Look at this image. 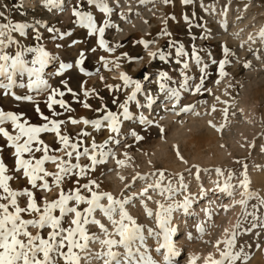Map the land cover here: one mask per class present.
<instances>
[{
    "label": "rangeland",
    "instance_id": "obj_1",
    "mask_svg": "<svg viewBox=\"0 0 264 264\" xmlns=\"http://www.w3.org/2000/svg\"><path fill=\"white\" fill-rule=\"evenodd\" d=\"M76 2L77 0H63V11L60 9L49 11L44 7V0H0V12L3 13V16H0V24L9 21L26 23L29 28L26 29L25 35L21 37L19 33L12 34L20 45L37 43L38 32L42 37L39 43L60 61L73 62L78 58L79 51L85 52L87 56L85 66L93 73L91 76H84L78 70H69L63 76H56L54 73L58 69L57 60L51 61L45 69L47 74L45 78L49 80L50 86L61 88L65 92L63 99L74 109L69 113L54 105L56 111L63 113L59 119L66 120L69 115L77 119L96 118L102 113H95L93 109L101 105H107L109 110L117 111L118 105L113 104L112 100L116 98L119 102H123L126 93L132 90L129 87L115 91L106 87L108 84L122 86L120 68L134 79L142 81L145 91L138 94L140 105H136L135 102L129 105L134 118L122 125V135L118 137L120 143L117 145L113 142L107 146L114 152V157L110 156L105 164L98 165L94 172L81 178L80 182L86 183L88 179H96L101 185L100 190L110 191L115 196H119L121 192L128 196L135 193L133 202L127 207L137 222L147 229L155 228L156 225L154 218L147 217L139 193L158 178L159 171L164 172L163 184L166 185L171 181L173 187H179L178 181L182 174L183 182L188 186L187 191L178 193L173 200L181 201L189 194L196 199L187 213L183 211L174 213L173 224L177 228L174 240L181 253L175 258V264H189L190 257H198L195 264H205L210 254L213 259H219L224 245L221 243L218 248L216 243L226 238L225 229L231 233L241 217L242 206L235 201L242 199L240 193L243 189L237 187L231 197L218 191L213 194L216 188L214 182L219 181L223 185L231 172L234 175L229 182L238 185L239 180L243 178L241 173L246 164L251 181L250 189L258 194L248 201L247 211L252 212L253 205H258L259 198L264 197V151H262L264 148V40L258 35L260 30L264 29V0H195L192 5L187 6L181 0H173L170 4H164L163 0H145L144 3H141V0H108L113 8L110 17H105L94 6L86 5L83 10L93 13L98 21V27L101 26L100 22L103 19L111 20L113 27L106 29L104 35L108 46L115 49L111 52L99 48L98 34L89 36L87 29L75 24L71 8ZM185 15L189 17V21L184 20ZM48 27L56 29L57 33L67 31L72 35L63 39L57 35L53 39L56 34L49 33ZM162 28H166L171 36L160 35ZM205 35H207L206 39ZM249 37L253 39L250 40ZM2 38L7 40V35ZM141 38L153 40L155 43L145 49L143 45L136 43ZM73 40L79 43L72 45ZM181 44L189 55L180 57L181 63L177 64L175 47L172 45ZM56 45L61 46L56 47ZM223 46H227L230 51L227 56L229 63L225 65L227 74L221 76L218 63L214 64L212 61L219 62L225 59ZM94 47L97 50L92 52L91 49ZM193 47L202 58L200 65L191 59ZM15 50V45L6 49L9 52ZM157 50L172 55L167 62L158 58L153 59L148 55L149 52ZM124 53L142 59L130 63ZM100 57H104L109 62L111 70L103 67ZM28 58L31 59V56ZM184 60L188 61L187 69L183 68ZM113 62L119 64V67H114ZM205 64L207 68L204 85L199 92H196L195 85L200 82V77L203 75L200 69ZM245 64L250 66L245 67ZM161 70L167 71L172 77L169 87L179 90V101L159 91L156 73ZM182 71L190 77L187 89L179 88L183 81ZM145 74L149 75V80L143 79ZM101 76L104 77L103 80L100 79ZM62 79L79 94L81 101L86 100L91 104V109L84 108L81 102L67 92L60 83ZM17 80L18 83H27V77L22 81L18 77ZM81 81H87L85 87L95 89L98 95L83 97L80 89ZM13 91L18 95H32L34 101L39 103L41 111L51 116L45 103L47 93L37 94L26 87H16ZM2 93L3 90L0 89V94ZM145 93L155 98L151 108L147 106ZM0 107L6 111L22 113L23 119H27L30 124L43 123L35 111L34 102L16 101L11 96L0 95ZM186 107L189 110L183 111L182 109ZM225 109H227L226 114ZM140 115H144L152 123L141 124ZM209 121L216 127L211 126ZM5 127L10 132L13 131L10 123ZM82 129L92 133L91 136L84 138V146L87 147H90L93 136L97 143H102L109 135L106 129L95 132L91 126L83 124L68 123L66 126H61L62 133L66 130L73 140ZM133 131L143 139L137 140L131 134ZM40 139L53 149L62 147L57 143L54 133H42ZM4 144L6 141L0 137V145ZM177 149L183 161L187 163L177 156ZM70 150L65 149V151ZM80 150L82 151V148ZM65 151H57L55 154L67 159ZM12 152L13 149L7 147L0 151V155L10 168L13 166ZM42 154L37 152L35 156L39 158ZM117 160L124 161V164L118 165ZM72 162L75 163L74 154ZM80 163L85 165L90 162L87 157H81ZM194 165L200 169L199 178ZM45 168L49 172L57 170L55 164L51 162H46ZM216 168L222 169L224 175L218 177ZM205 169L208 171H204ZM152 173H157V176L153 177ZM140 176H146L147 179H140ZM48 179L51 181V177ZM25 185L26 179L10 181V186L14 189ZM62 187L65 190L70 189L73 183L67 181ZM201 187L207 190V195L203 197L199 196ZM59 192V188L53 187L50 192L41 191L37 195H46L48 200H53L58 198ZM82 194L89 195L86 190H82ZM148 196L152 198L148 199ZM165 196L160 195L158 190L149 188L143 200L155 211L158 207L157 202L165 204L173 202L165 199ZM19 202L22 206L25 205L26 198H20ZM103 202L107 203L106 200ZM83 207L84 205H81V208ZM257 215L264 217V207H259ZM96 218L111 230V224L102 214L97 212ZM248 219L251 220V217ZM198 225L204 227L203 234L198 231ZM64 226H68L67 221ZM248 226V222L245 221L243 227L238 230L234 251L243 246L249 259L246 262L238 261L237 264H264V231L257 228L252 232H245L244 229ZM88 227L90 232L99 234L97 226ZM30 230L33 233L36 231V229ZM257 232L260 233L259 236ZM44 234L46 235V230ZM147 245L152 249L153 257L161 260V256L155 252L156 241L149 237ZM91 247L94 251H99L101 248L99 243L92 244ZM119 250L123 251V249ZM81 264L84 262L82 261ZM93 264L100 262L93 261Z\"/></svg>",
    "mask_w": 264,
    "mask_h": 264
},
{
    "label": "snow or ice",
    "instance_id": "obj_2",
    "mask_svg": "<svg viewBox=\"0 0 264 264\" xmlns=\"http://www.w3.org/2000/svg\"><path fill=\"white\" fill-rule=\"evenodd\" d=\"M145 0H141L144 3ZM173 0H163L164 4H170ZM184 5H192L195 0H181ZM86 5L94 6L99 9L105 17H110L113 8L109 5L108 0H77L71 8V14L75 18V24L81 28L87 29V34L99 35L98 46L109 52L114 51V48L108 46V42L104 38L105 30L113 27L110 19H103L101 26L98 27V21L93 16L91 11L83 10ZM44 7L49 11L53 9H60L63 11V0H44ZM0 16L3 13L0 12ZM174 19V17H171ZM185 21H189V17L185 15ZM147 23V21H145ZM167 23V20H165ZM226 27V25H225ZM29 25L20 22H11L0 24V89L3 90L5 97L11 96L16 101L34 102L35 111L41 117L43 123L40 125L30 124L27 119H23L22 113H16L10 110H4L0 107V137H3L6 144L0 145V151L7 147L13 149V166L10 168L4 161L3 156L0 155V264H93V261H99L100 264H175V258L180 256V250L177 246L174 237L177 234V228L173 224L174 213L183 211L185 213L191 208L196 197L191 194L185 195L183 200L175 201L173 197L178 193L187 191L188 186L183 182V175L180 174L178 181L179 187H173L172 182L168 181L166 185L163 184L164 172H158V178L145 187L140 193L141 203L144 206V211L148 218L155 221V228H147L139 224L129 210L128 205L133 202L135 193L132 196L124 195L123 192L119 196L113 195L110 191L100 190V183L96 179H88L86 183H81V178L94 172L98 165H103L107 162L110 156L114 157L112 149L107 148L110 143H120L118 137L122 135V125L126 121L132 120L133 112L130 111L129 105L135 102L140 105L138 94L144 92L142 81L134 79L126 72L120 73L121 85L108 84L106 87L109 90L122 91L131 87V92L126 93V98L123 102L118 99L112 100L113 104L118 105L117 111L109 110L107 105L93 109L95 113H102L96 118H73L71 115L67 119H59L63 115L62 112L55 110L54 105H58L66 112H73L74 109L69 103L63 99L65 92L61 88H53L46 79L45 69L53 60L58 61V69L54 73L56 76H63L69 70H78L84 76H91L93 73L88 71L85 66L87 56L83 50L77 53V59L73 62L60 61L58 57L45 49L43 44L39 43L42 39L40 34L36 33V41L34 45L21 46L19 41L13 37V33H19L21 37L26 34V29ZM49 33H54L53 39L58 35L60 39L65 36H71V32H60L48 27ZM162 36H171V33L166 28H162L160 33ZM7 35V40L3 39ZM259 37L264 40V29L259 32ZM207 38V35L204 37ZM249 39H253L249 37ZM79 43L77 40L72 41V45ZM137 44L143 45L145 49L150 44L155 43L153 40H145L141 38L136 41ZM15 45L14 52L6 51L10 46ZM61 45H56L60 47ZM175 47L176 63L180 64V57H187L188 52L184 50V46L172 45ZM97 49H91L95 52ZM223 54L225 59L217 62L213 60L212 63H218L221 76L226 75L225 65L229 63L227 56L229 49L223 46ZM128 62H134L142 59V57L128 56L123 54ZM148 55L153 59L167 62L171 53H165L162 50L156 52H149ZM31 56V59L28 57ZM191 59L197 65L202 62L201 56L195 47L191 51ZM103 61V67L109 69V62L104 57H100ZM114 67H119V64L113 62ZM250 65L245 64V67ZM189 67L188 61H183V68ZM205 64L200 69L203 74L200 77V82L195 85V91L199 92L204 85L206 76ZM97 71H99L97 69ZM183 81L180 83V89H187L189 87L188 81L190 77L181 72ZM22 81L27 77V83H18L17 78ZM104 79L103 76L100 77ZM144 80H149L148 74L143 76ZM172 77L167 71H158L156 73V83L159 91L165 93L169 98L179 101V90L169 87V82ZM61 85L67 89L68 93L73 95V98L82 103L86 109H91V104L86 100L81 101L79 94L68 86L66 80H61ZM87 81L80 82V89L83 92V97L87 98L91 94H96L95 89L85 87ZM27 88L29 91H34L37 94L47 93L45 101L46 107L49 109L51 116L45 115L39 106L38 102L34 101L32 95H18L14 88ZM147 99V106L149 108L155 103V98L152 95L145 93ZM57 97H60L57 99ZM218 99V98H217ZM188 111L189 108L182 109ZM225 114L227 109L224 110ZM141 124H150V121L144 115L139 116ZM10 123L12 132H10L5 125ZM68 123L72 125L83 124L91 126L95 132H100L106 129L109 133L107 139L102 143H97L95 137L91 139L90 147L84 146V138L92 135L91 132L81 130L77 133L76 139L73 140L71 135L65 130L61 131V126H66ZM209 124L213 127L215 125ZM220 130V129H217ZM163 131V129H161ZM15 133V134H13ZM42 133H54L56 141L62 147L53 149L40 139ZM137 140H142L143 137L137 135L135 131L131 133ZM82 148V151L80 150ZM65 149H71L65 151ZM107 149V150H106ZM57 151H65L64 157L58 156ZM264 151V148H262ZM42 152L43 154L36 158L35 153ZM52 153V154H50ZM73 154L75 156V163H73ZM177 156L183 161L179 150L176 152ZM27 155V158H26ZM81 157H87L90 163L81 165ZM51 162L55 164L56 171L49 172L45 168V163ZM187 163V161H183ZM118 165H123L124 161L117 160ZM197 169V178H199L200 169L198 166H193ZM244 171L241 173L242 179L239 180L238 185H233L231 180L233 173L229 172L227 179L223 185L219 181H215L216 188L213 194H226L231 197L234 195L237 187L243 189L240 193L242 199L235 201L242 206L241 217L237 220L231 233L225 229L226 238L223 241H217L216 246L223 243L224 249L220 251L219 259H213L211 254L206 258L205 264H237L238 261L246 262L249 257L244 252L243 246L239 250H235L237 243L238 230L243 227L245 221L248 222V227L244 229L245 232H252L253 229H261L264 231V217L257 215L259 207H264V197H260L258 205H253V211L248 212V201L253 199L258 194H255L250 189L251 181L248 177L247 165L243 166ZM204 171H208L205 169ZM215 172L218 177L223 176L224 172L220 168H216ZM20 174V175H16ZM139 175V174H138ZM153 177L157 173L151 174ZM51 177V181H49ZM140 179H147L146 176H140ZM26 179V185L19 189H14L10 186V181H19ZM123 179V177H121ZM135 179V177L133 178ZM71 181L73 187L65 190L62 185ZM30 186V187H29ZM59 188L60 192L58 198L48 200L47 196H38V192H50L52 188ZM130 187V185H125ZM152 188L158 190L159 194L165 196L167 200H173L172 203H158L155 211L149 208L144 202L143 197L147 195L148 189ZM82 190H86L89 195L82 194ZM207 195V190L200 188L199 196ZM20 198H26V204L21 205ZM148 196V199H151ZM107 201L104 203L103 201ZM81 205H84L81 208ZM225 210H227L225 208ZM58 211V214H56ZM99 212L111 224V230L96 218V213ZM118 217V218H117ZM251 217V220L248 218ZM67 221V227L64 226ZM90 225H95L99 228V234L90 232ZM198 231L203 234L205 229L202 225L197 226ZM30 229H36L33 233ZM46 230V235L44 234ZM145 232L147 234H145ZM258 236L259 232L256 233ZM151 237L156 241L155 252L161 256V260H157L152 255V249L147 245V239ZM191 238V236H189ZM99 243L101 248L99 251H94L92 244ZM119 249H123L120 251ZM198 257H190L189 264H195Z\"/></svg>",
    "mask_w": 264,
    "mask_h": 264
},
{
    "label": "bare ground",
    "instance_id": "obj_3",
    "mask_svg": "<svg viewBox=\"0 0 264 264\" xmlns=\"http://www.w3.org/2000/svg\"><path fill=\"white\" fill-rule=\"evenodd\" d=\"M261 1H262V0H261ZM49 72H50V71H49ZM119 72H123V69H122V68H120V69H119Z\"/></svg>",
    "mask_w": 264,
    "mask_h": 264
}]
</instances>
